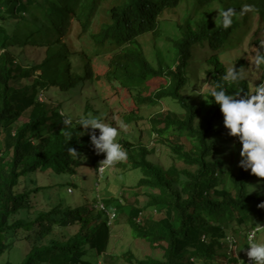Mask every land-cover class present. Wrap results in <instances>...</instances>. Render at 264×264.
Segmentation results:
<instances>
[{
  "label": "trees",
  "instance_id": "1",
  "mask_svg": "<svg viewBox=\"0 0 264 264\" xmlns=\"http://www.w3.org/2000/svg\"><path fill=\"white\" fill-rule=\"evenodd\" d=\"M215 5L224 9L216 22L210 16ZM168 11L180 12L176 38L161 37L160 23ZM226 14L231 20L227 26ZM253 22L255 32L264 34V0H0L4 264L117 262V256L107 254L111 224L105 209L113 198H102L99 207L93 195L90 205L62 208L56 194V203L50 205L45 193L49 183L40 186L39 179L45 170L47 179L59 178L54 187L76 191L77 178L70 175H76L87 159L94 189L104 153L95 150L88 129L77 125L78 120L64 119L57 96L74 97L100 77L118 102L125 103L126 123L138 121L144 106L161 107L168 101L177 107L163 108L148 118L153 141L167 146L173 164L166 169L154 164L144 146L128 155L131 168L141 174L136 188L148 197L144 209L161 216L140 223L143 208H137L128 211L126 221L132 237L161 250V259H138L126 251L121 255L123 264H244L241 252L247 232L264 220V207H258L264 193L257 190L260 177L234 164L233 159H241V144L233 135L226 150L223 115L210 93L220 87L229 94L251 92L245 79H224L227 70L219 55L235 47ZM159 38L166 45L164 53ZM253 42L263 50L258 38ZM25 47L43 49L42 59L23 66L20 55ZM197 49L212 53L204 60L210 87L200 93L193 89L199 83ZM103 58L102 70L97 61ZM235 68L241 70V65ZM23 79L31 82L12 84ZM89 112L101 118L106 114L102 106L96 109L86 101L83 115ZM119 142L128 149L125 140ZM68 147L78 154L69 153ZM177 162L185 167L177 168ZM252 184L256 190L248 192ZM68 228L73 231L69 236ZM44 240L47 243L42 244Z\"/></svg>",
  "mask_w": 264,
  "mask_h": 264
},
{
  "label": "rangeland",
  "instance_id": "2",
  "mask_svg": "<svg viewBox=\"0 0 264 264\" xmlns=\"http://www.w3.org/2000/svg\"><path fill=\"white\" fill-rule=\"evenodd\" d=\"M220 8L221 7L218 5L211 9L210 16L215 22L219 16ZM221 11L223 12L224 9L221 8ZM179 13V11H168L163 14V19L160 23V30L162 32L161 37L172 36L176 38L179 36L176 27L177 23H179ZM226 16L228 17L229 15L226 14ZM253 20H256V17ZM253 24L252 30L242 36L235 47L230 49L227 48L224 53L219 55V60L225 66L227 71L231 67L235 68L238 64L241 65V72L244 76V79L249 82L251 91L254 90L256 85L264 82V65L257 66L254 63V55L258 48L253 42L256 38H258L261 41L264 50V34L255 32L256 25L254 22ZM238 33L240 34V31L238 30L237 32V30H235V34ZM157 42L158 46H161L164 53L166 51V45L163 44V38H159ZM43 52V49L25 47L20 55L21 64L23 66H33L42 59ZM211 54V51L208 49H197L195 51L199 83L193 89L198 93L203 92L210 87L208 78L205 77L204 73L205 69L208 67V64H206L204 60L209 58ZM97 65L103 70V68L106 66V60L103 58L97 61ZM29 82H31V80L29 81L23 79L21 84L19 80H15L12 84L15 87H19L20 85H24ZM113 93L114 91L112 90L109 83L103 77H100L99 80L94 81L93 83H87L84 92L82 91L81 93L76 94L74 97H71L69 94H65L63 97L58 95L57 97L58 102L60 103V110L64 119L66 120H70V118L78 120L83 115L85 102L88 101L89 105H91L93 108L97 109L99 106H102L106 112L102 119H105L107 122L112 120V122L115 123L114 126L118 127L120 121H123L122 115L126 113V108L124 106L125 103L118 102V98L114 96ZM50 99L51 101L54 100L53 97ZM163 108L177 110L175 104L168 101H163L161 107L159 105L152 107H142L140 112L141 118L138 121H130L129 123L124 122L127 125V128L119 130L117 140L118 142L121 139L126 141L128 149L126 147L123 148L126 150L127 156L123 160L110 164L109 167H106L101 172V175L99 172L97 182L94 183V189H92L91 169L87 159L84 160L82 168L77 169L76 175H70L71 179L77 178L76 191H74V189L71 187H64L63 189L61 187H54V183L57 182L59 178L52 176V178L47 179L45 170H42L41 173L43 176L39 178L40 186H43L46 182L49 183V190H47L45 193L50 196V205L53 202L55 204L57 198L62 208H64V205L79 206L84 202L90 205L93 203V195L96 197L97 204H100L101 200H103L102 198H113V202L107 206L105 210L109 215L111 224V238L109 241L107 254L117 256V262H115V264L124 263L123 259H121V255L126 251L132 252L138 259L152 257L160 260L162 256L161 250L154 249L141 239H134L131 235L130 226L126 220L128 211H132L131 209L137 208H143L142 213L138 216L140 223L148 220H158L161 216L155 210L144 209L148 197L141 189L136 188V184L140 179L141 174L139 171L131 168L128 155L132 150H138L139 147L144 146L150 150L151 153L148 155V159L154 164L166 169L174 163V160L169 154L167 146L163 144H157L155 141H153V135L151 134L150 125L148 123L149 116L158 110H162ZM88 131L89 130H87V133ZM96 131L98 135L99 130L97 129ZM230 136L231 135L228 134V130L226 129V133L224 135V146L227 148L226 150L229 149L228 147L231 144L229 141ZM236 140H238V138L234 136V141ZM131 146H133L132 149L130 148ZM237 151H239V147H237ZM233 162L237 165L239 162V156L233 159ZM176 166L179 169L185 167L179 162L176 163ZM80 176L84 178L82 181L79 179ZM34 179L35 175H32V180ZM259 182L260 186L257 190H260V192L264 193V177H260ZM84 185L86 189L83 190ZM29 187L30 189H33L35 185L33 184ZM61 191L64 193L60 195ZM100 206H102V204H100L99 207ZM113 213L116 214L114 218L111 217ZM68 230L69 236L73 231H71L69 228ZM228 235L229 239L234 237L233 234L231 235V232ZM60 236L63 237V233H61ZM255 241L264 242V228L257 231ZM45 243H47V240L42 242V244ZM23 245H25L23 249L25 251L27 248V240L23 242ZM229 245L230 242L227 241L226 246ZM247 247L248 245L243 250V252H241L242 258L244 257ZM6 260V254L1 256L0 264H4Z\"/></svg>",
  "mask_w": 264,
  "mask_h": 264
},
{
  "label": "clouds",
  "instance_id": "3",
  "mask_svg": "<svg viewBox=\"0 0 264 264\" xmlns=\"http://www.w3.org/2000/svg\"><path fill=\"white\" fill-rule=\"evenodd\" d=\"M224 23L227 26L231 20L225 16ZM254 63L257 66L264 65V50H256ZM224 79L235 82L244 79V76L239 68L231 67ZM210 95L213 102L219 105L223 125L228 134L236 136L241 144L239 165L244 169H250L257 177H264V82L243 95L238 92L229 94L223 87L213 89ZM77 125L89 130L91 144L98 153H104L99 168L104 163L112 164L126 158L127 152L117 140L119 130L127 128L124 121L121 120L117 127L89 112L78 119ZM97 129L98 135L92 131ZM67 150L69 153L78 154L72 147H68ZM249 186L248 192L255 190V185ZM258 207H264V201H261ZM262 228L264 220L247 232L248 247L243 257L244 264H264V242L255 241L257 231Z\"/></svg>",
  "mask_w": 264,
  "mask_h": 264
},
{
  "label": "built area",
  "instance_id": "4",
  "mask_svg": "<svg viewBox=\"0 0 264 264\" xmlns=\"http://www.w3.org/2000/svg\"><path fill=\"white\" fill-rule=\"evenodd\" d=\"M110 164H108V163H104V164H102V166L99 168V172L101 173L107 166H109ZM115 216V214L113 213L112 215H111V217L113 218Z\"/></svg>",
  "mask_w": 264,
  "mask_h": 264
}]
</instances>
